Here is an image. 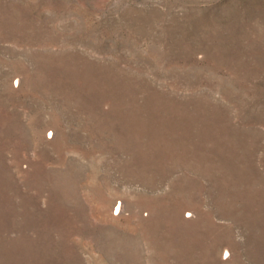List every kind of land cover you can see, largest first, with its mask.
I'll list each match as a JSON object with an SVG mask.
<instances>
[{"label":"rangeland","instance_id":"obj_1","mask_svg":"<svg viewBox=\"0 0 264 264\" xmlns=\"http://www.w3.org/2000/svg\"><path fill=\"white\" fill-rule=\"evenodd\" d=\"M0 264H264V0H0Z\"/></svg>","mask_w":264,"mask_h":264}]
</instances>
